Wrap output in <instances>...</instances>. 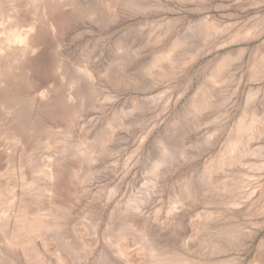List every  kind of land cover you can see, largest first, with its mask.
<instances>
[{
	"label": "rangeland",
	"instance_id": "rangeland-1",
	"mask_svg": "<svg viewBox=\"0 0 264 264\" xmlns=\"http://www.w3.org/2000/svg\"><path fill=\"white\" fill-rule=\"evenodd\" d=\"M68 1L0 0V46L46 26L18 64L31 113L0 117V264H264V0ZM248 109L255 154L216 167Z\"/></svg>",
	"mask_w": 264,
	"mask_h": 264
},
{
	"label": "bare ground",
	"instance_id": "bare-ground-1",
	"mask_svg": "<svg viewBox=\"0 0 264 264\" xmlns=\"http://www.w3.org/2000/svg\"><path fill=\"white\" fill-rule=\"evenodd\" d=\"M42 1H44V0H42ZM57 2L65 5V6L70 5L68 3L70 1H68V0H57ZM38 3H40V2H38ZM71 4H73V1ZM40 6H42V11H41L42 14L45 13V16H48L51 13V11H52L51 8L54 5H52V2L48 3L46 1L44 3V5L42 4ZM55 6H60V5H55ZM39 8H38V10H39ZM37 13L39 14V11ZM35 19H36V17H35ZM20 24L21 23H17L16 26L8 28V30H3L4 35H3L2 44L0 46V117L2 119L8 118L9 115L14 117V118L17 117L20 119L21 117L28 116V114L31 113L30 110H32V109L26 110L25 107L23 106L24 103H19L20 105L17 103V98L21 99V97L19 95L20 94L19 91L21 88L19 87V85H17L18 82L21 81L20 80L21 74L19 72L18 64L20 62L22 63V60L23 61L26 60L30 55H33L39 49L40 45H37L36 42H32L31 38H32V36H34V34L36 35L37 33L44 31V28L46 26H44L40 21H38L37 23L25 25V28L23 30H19L20 27H18V26H20ZM35 40H36V38H35ZM61 62L59 64H57L54 68L55 71H57V73L59 74L60 81H61L59 83V87H58V89H59L58 95H59L61 103L63 104V108H64L63 110H65V111L70 110L71 111V109L80 108L81 104L84 102L83 101V94L79 90L78 81L72 80L69 78V76H68L69 72L67 71L68 69L66 70L65 67L63 66L64 64H62ZM72 66H73V64H72ZM81 72L83 73V78H84L88 73V69L86 67H84L81 70ZM23 74H25V73L23 72ZM90 75L91 74H89V76ZM101 76H104V74L102 73ZM91 77L93 79L92 81L100 80V78H99L100 75L98 73H96V75L91 76ZM31 82L33 83V81H31ZM21 86H22V84H21ZM54 86L51 85L46 90L38 91V92L34 93V95L31 98L27 97L26 99L29 102L33 103V105H34L35 100H36V102H39L38 104H41V102H42V104H44L51 99V96L54 95L53 92H56L57 86H55V87ZM249 93H252V92L250 91ZM249 98H251V94L248 95V99ZM248 102L249 103H247V106H249L251 100H248ZM60 106H62V105H59V107ZM246 112H247V114L246 113L244 114V116H247L246 123H243L240 127H238L237 134L234 136V138L232 140H230L228 142V144H226V147H223L214 156V158H213L214 162L213 161L212 162H213V164L215 163L214 165L216 167H222V165L225 164V165H227V167L231 168V167H234L235 165L243 162L244 157L246 158V156H252L251 154H255L256 150L253 147L252 143L262 136V133L258 129L260 126V122H259V119L256 118L253 110L248 109V110H246ZM70 113H69V116H70ZM34 119H36V118H34ZM261 131H262V129H261ZM262 148H264V147H262ZM71 151L72 150H70V152ZM65 154H66V152H65ZM227 187L228 186H226V185L223 186V188H227ZM190 193L191 192L188 189V190H186L185 194L188 195ZM183 195H184V193H183Z\"/></svg>",
	"mask_w": 264,
	"mask_h": 264
}]
</instances>
